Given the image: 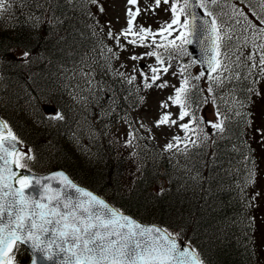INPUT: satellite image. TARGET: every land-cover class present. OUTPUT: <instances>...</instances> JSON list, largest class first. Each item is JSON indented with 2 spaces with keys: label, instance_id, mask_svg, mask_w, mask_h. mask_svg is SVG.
Instances as JSON below:
<instances>
[{
  "label": "trees",
  "instance_id": "obj_1",
  "mask_svg": "<svg viewBox=\"0 0 264 264\" xmlns=\"http://www.w3.org/2000/svg\"><path fill=\"white\" fill-rule=\"evenodd\" d=\"M232 2L252 23L264 26L240 0ZM252 7L259 11L255 0ZM53 18L58 22H50ZM222 19L231 25L227 16ZM109 28L119 33L109 23L102 0L98 5L13 0L12 10L0 15V117L33 150L32 171L64 169L137 220L179 232L204 264H264V142L255 131L264 129L256 98L262 94L264 100V80L255 85L259 94L245 91L244 82H227L214 92L216 105L206 91L209 82H198L201 100L207 97L209 102L196 114L203 117V106L212 105L232 117L222 139L205 126L209 142L188 155L162 150L152 139L126 146L115 140L108 124L125 117L130 107L146 104L151 91L143 88L137 72L140 60L115 64L107 48L126 56L133 46L121 37L126 49L121 51L108 38ZM24 51L30 54L28 62L21 59ZM113 71L137 79L128 85ZM253 79H258V69ZM233 96L246 99L243 122L228 111ZM45 105L57 107L64 119H50ZM249 168L255 175L245 186Z\"/></svg>",
  "mask_w": 264,
  "mask_h": 264
},
{
  "label": "snow or ice",
  "instance_id": "obj_2",
  "mask_svg": "<svg viewBox=\"0 0 264 264\" xmlns=\"http://www.w3.org/2000/svg\"><path fill=\"white\" fill-rule=\"evenodd\" d=\"M77 2L98 5V0ZM68 3L73 4V0ZM240 3L264 25V0H255L259 11L252 7L253 0H240ZM127 4L135 6V11L129 7L126 12L127 27L118 34L109 28L107 35L121 51L126 50L121 37L128 45L151 49L140 56L129 57L131 60L145 56L155 59V65L148 66L150 77L140 72L144 89L169 87L167 81L157 84L161 73H169L173 60L188 56L189 45L198 43L202 50V58L180 63L177 69L181 77L179 87H174V95L169 96L168 101L178 106V116L173 119L172 113L165 112L155 121L156 127L171 128L188 118V122L179 123L183 137L173 136L164 150L175 149L188 155L190 149L209 142L205 126L215 130L222 139L231 128L228 121L232 117L222 113L218 106L213 120L205 121L196 114L202 103L209 102L207 97L201 100L198 82L207 79L206 91L214 105L215 90L231 81L244 82L245 91L259 94L255 85L264 80V26L252 23L232 0H154L145 11L155 14L157 8L165 5L170 19L153 30L134 24L141 13L138 0H127ZM12 7L13 0H0V15L10 12ZM99 11L103 12V7H99ZM224 16L232 21L231 25L226 26ZM50 22L58 21L53 18ZM248 47L251 51L245 55L243 49ZM107 52L115 57L112 48H107ZM29 56V52L24 51L21 59L28 62ZM197 63L206 65V72L193 75L190 69ZM105 67H111L107 59ZM257 69L258 79H253ZM113 75L125 77V73L119 71H113ZM136 79L134 75L128 76L125 82L132 85ZM246 106V99L233 96L228 111L243 122L247 113L241 110ZM160 107L167 109L169 104L162 101ZM50 119L63 120L64 117L56 113ZM255 131L264 142V129ZM135 139V130L129 124L126 146H132ZM34 160L33 150H25L9 123L0 118V264H16L17 250L25 245L31 249L30 264H204L191 243L180 239L179 232L136 221L92 191L78 186L63 172L37 176L31 168ZM254 175L249 168L245 186L252 182Z\"/></svg>",
  "mask_w": 264,
  "mask_h": 264
},
{
  "label": "rangeland",
  "instance_id": "obj_3",
  "mask_svg": "<svg viewBox=\"0 0 264 264\" xmlns=\"http://www.w3.org/2000/svg\"><path fill=\"white\" fill-rule=\"evenodd\" d=\"M104 2V7L106 10H108V20L111 26L114 29H119L118 27H124L127 26V16L126 12L129 7L132 8L133 11H135V6H128L127 0H102ZM139 2V8L141 9L140 15L136 18L134 21V24L139 26L142 25L145 28H148L151 26V24L154 25L155 28H159L161 22V19L165 18L163 15V11L159 16V19H157L155 16H153L151 11H145L146 8L150 7L149 0H138ZM157 26V27H156ZM154 30V28H151ZM246 53L248 54V50H250V47L246 48ZM130 57V56H129ZM129 57L122 56L119 52H116L115 54V64L120 65L124 62H132L133 60L129 59ZM152 62V65H155V61H153V58L150 60ZM141 64L140 67L142 66ZM149 67L147 66L145 70H148ZM144 70V73L149 75V73H146ZM163 74V73H162ZM168 84L170 85L169 88L172 89L174 87H177V83L175 81V78L170 77L167 79ZM263 95L259 94L256 96L258 103H259V109L261 110V114H264V100L262 99ZM167 102L169 104V108L162 109L160 107L161 102ZM165 112L172 113V118L175 119L178 115L174 111V107L172 106L171 102L168 101L166 98V95H151L149 98V103L147 106H145L143 109L138 111L137 113H134L132 116V120L135 122L136 127L139 129L140 133L148 136V137H154L160 145H164V141H166L169 137L173 135L174 130L176 129V126H173L169 128L167 125H162L160 127L155 126V121L159 119L161 114ZM213 109L211 106L206 105L203 109V117L206 121L213 120ZM143 124L144 128H141L140 125ZM120 128L123 127V125L119 126ZM262 188V198H260V201H262V204L264 206V179L261 183ZM261 230L262 235H264V223L261 224ZM260 241L264 244V237L260 239Z\"/></svg>",
  "mask_w": 264,
  "mask_h": 264
},
{
  "label": "water",
  "instance_id": "obj_4",
  "mask_svg": "<svg viewBox=\"0 0 264 264\" xmlns=\"http://www.w3.org/2000/svg\"><path fill=\"white\" fill-rule=\"evenodd\" d=\"M199 11V10H198ZM188 50H189V52L191 53V56L193 57V58H195V59H200V58H202V50H201V47H200V45L198 44V43H193L192 45H189L188 46ZM200 66H201V68H202V70L203 71H205L206 72V65H202V64H200ZM56 172H63L65 175H67L64 171H62V170H59V171H54V172H51V173H49V174H53V173H56ZM24 174H30V173H28V172H25ZM47 175V174H46ZM68 176V175H67ZM69 177V176H68ZM70 178V177H69ZM79 186V185H78ZM84 188V187H83ZM86 189V188H85ZM86 190H88V189H86ZM127 215V214H126ZM129 216V215H128ZM129 217H131V216H129ZM131 218H133V217H131ZM136 220V219H135ZM137 221V220H136ZM139 222V221H138ZM144 225H154V224H144ZM25 247L29 250V252L31 253V249L27 246V245H25ZM31 255H32V253H31ZM30 264V263H29Z\"/></svg>",
  "mask_w": 264,
  "mask_h": 264
},
{
  "label": "flooded vegetation",
  "instance_id": "obj_5",
  "mask_svg": "<svg viewBox=\"0 0 264 264\" xmlns=\"http://www.w3.org/2000/svg\"><path fill=\"white\" fill-rule=\"evenodd\" d=\"M21 250H22V253H23L24 256H25V254L28 256V254H27V252H26L25 250H23V249H21ZM18 253H21L20 250L17 251V255H18ZM17 255H16V256H17ZM25 257H26V256H25Z\"/></svg>",
  "mask_w": 264,
  "mask_h": 264
},
{
  "label": "bare ground",
  "instance_id": "obj_6",
  "mask_svg": "<svg viewBox=\"0 0 264 264\" xmlns=\"http://www.w3.org/2000/svg\"><path fill=\"white\" fill-rule=\"evenodd\" d=\"M63 128V127H62ZM46 137V136H45ZM198 171V170H197Z\"/></svg>",
  "mask_w": 264,
  "mask_h": 264
}]
</instances>
